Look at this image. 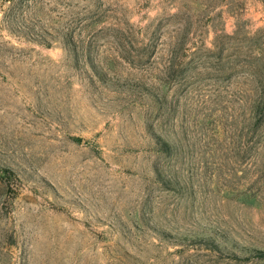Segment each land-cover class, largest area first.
<instances>
[{
    "label": "rangeland",
    "instance_id": "rangeland-1",
    "mask_svg": "<svg viewBox=\"0 0 264 264\" xmlns=\"http://www.w3.org/2000/svg\"><path fill=\"white\" fill-rule=\"evenodd\" d=\"M0 264H264V0H0Z\"/></svg>",
    "mask_w": 264,
    "mask_h": 264
},
{
    "label": "trees",
    "instance_id": "trees-1",
    "mask_svg": "<svg viewBox=\"0 0 264 264\" xmlns=\"http://www.w3.org/2000/svg\"><path fill=\"white\" fill-rule=\"evenodd\" d=\"M219 237H220V235L218 234V235H217V238H219ZM215 238H216V237H215ZM217 238H216V239H217ZM199 240L202 241L201 239L197 238V241H199ZM206 241H207V242H210L211 245H214V244H215L214 240H209V239H208V240H206ZM212 241H213V242H212ZM215 245H216V244H215ZM260 254H261V253H260Z\"/></svg>",
    "mask_w": 264,
    "mask_h": 264
}]
</instances>
